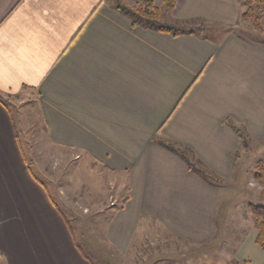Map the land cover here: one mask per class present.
Here are the masks:
<instances>
[{
    "label": "crops",
    "instance_id": "crops-1",
    "mask_svg": "<svg viewBox=\"0 0 264 264\" xmlns=\"http://www.w3.org/2000/svg\"><path fill=\"white\" fill-rule=\"evenodd\" d=\"M150 1L162 9L163 0ZM244 10L238 0H174L167 23L189 32L197 27L186 23L200 21L221 30L214 37V29L172 35L132 27L111 0H0L5 264H105L103 252L107 260L130 254L147 221L182 243L216 238L225 187L190 172L155 139L189 148L224 184L234 178L242 149L227 121L244 129L249 147L264 155V39L245 36ZM18 93L35 96L52 147L68 152L74 166L91 162L113 173L121 181L116 189L126 191L122 205L99 225L102 252L88 246L94 257L83 252L28 165L2 100ZM90 222L87 227L97 228Z\"/></svg>",
    "mask_w": 264,
    "mask_h": 264
},
{
    "label": "rangeland",
    "instance_id": "rangeland-1",
    "mask_svg": "<svg viewBox=\"0 0 264 264\" xmlns=\"http://www.w3.org/2000/svg\"><path fill=\"white\" fill-rule=\"evenodd\" d=\"M166 13L167 11L162 13L165 22L171 18L169 12ZM170 21L169 25L180 27ZM244 22L248 33H244L245 36L264 39L263 33L257 34L250 22ZM260 24L264 32V17ZM196 25H194L195 29ZM206 26L216 31L214 37H219L221 30L214 26ZM211 32L205 31L204 34L209 35ZM2 100L12 114L21 149L30 162L28 165L31 171L44 182L52 199L68 219L83 252L94 257L88 252L89 244L98 246L102 252L104 246L100 235L103 234L104 228L99 225L111 214L112 209L122 205L126 196L125 189L121 187L119 190L116 189L121 181L116 180L113 173L91 162L74 166L69 160L68 152L52 147L47 140L35 96L21 93L8 94ZM249 144L250 141L247 147ZM255 146L252 144L248 150H244L242 146L238 152L240 156L235 163L234 178L229 184L220 183L225 190L219 199L216 215L217 235L212 242L198 245L182 243L171 238L156 222L147 221V227L142 234L138 233L127 257L119 258L116 254H110L108 256L112 258L107 260L106 252H103L102 256L105 259L103 262L105 264H230L232 262L264 264V250L251 240L252 232L256 230L253 219L247 211L248 204L262 203L259 197L260 186L254 182L251 168L255 164L253 161L264 160V155L259 154ZM88 221L95 223L97 228L87 227ZM0 264H5L2 259Z\"/></svg>",
    "mask_w": 264,
    "mask_h": 264
},
{
    "label": "trees",
    "instance_id": "trees-1",
    "mask_svg": "<svg viewBox=\"0 0 264 264\" xmlns=\"http://www.w3.org/2000/svg\"><path fill=\"white\" fill-rule=\"evenodd\" d=\"M245 6L244 12L241 14V19L251 23L253 30L261 34L263 33L260 21L264 17V0H238ZM111 6L113 9L124 15L129 21L132 27H141L144 29L170 33L172 35L197 32L205 33V31H212L207 28L203 22L194 21L187 22L188 25H196V30H190L189 32L176 29V27L169 25L165 22V16L163 12H171L174 8V0H163L162 9L156 7L150 0H141L134 5L126 4L125 0H111ZM165 10V11H164ZM2 102V101H1ZM228 126L239 136L242 146H248L249 137L244 129L237 127L231 121H227ZM155 142L166 150L178 156L187 165L188 170L197 174L201 179L211 185H218L221 183L213 173H211L194 153L187 147L178 145L170 140L164 138H156ZM252 178L255 183L260 186L259 197L261 204L254 205L248 204L247 211L251 215L254 222V229L256 230V236L254 243L260 249L264 250V161H257L252 168ZM230 264H239L238 262H232Z\"/></svg>",
    "mask_w": 264,
    "mask_h": 264
}]
</instances>
